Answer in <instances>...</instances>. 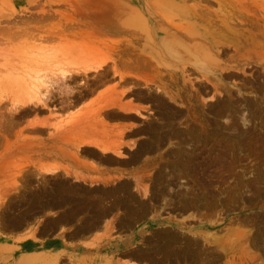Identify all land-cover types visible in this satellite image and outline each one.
<instances>
[{"label": "rangeland", "instance_id": "rangeland-1", "mask_svg": "<svg viewBox=\"0 0 264 264\" xmlns=\"http://www.w3.org/2000/svg\"><path fill=\"white\" fill-rule=\"evenodd\" d=\"M242 1L226 29L213 0H126L217 42L144 58L125 16L99 35L107 3L0 0V264H264V15Z\"/></svg>", "mask_w": 264, "mask_h": 264}, {"label": "bare ground", "instance_id": "bare-ground-1", "mask_svg": "<svg viewBox=\"0 0 264 264\" xmlns=\"http://www.w3.org/2000/svg\"><path fill=\"white\" fill-rule=\"evenodd\" d=\"M57 2H65L67 0H56ZM77 1V5L75 7H77L78 9H95L98 8L99 10H104L105 7V3H107L106 5L108 6V10L105 7V10L107 12H100V22L103 26V28H101V30L99 31V35L102 37L107 36L109 33H117L121 31L123 32L124 30H118V28L116 27V23L114 24V21H112V17H109V13H112L115 18L116 16H125L124 18H126L127 20H132L133 22V28H142L144 27V30H146L148 33L147 35L145 34L144 37V41L148 42L149 45V49H150V56L149 57H144V58H183V56L180 54V52L177 50V46L180 47H184L186 49H188L187 51L190 52L191 49H194L196 54L194 56H199V55H206L207 53H209L211 51V48L215 46V43H210V38L213 37V34L211 31H202L199 29H189L186 30L184 33V37H186L187 39L190 38H203L204 41H207L208 45H203L200 46L196 43H191V41H186V40H180V38L176 39L177 36V29H178V24L179 23H175L174 20L170 19L164 20V25H159V24H155L153 26H148V21H146L145 19H143L141 13H139V11H137V9H135L132 6H129L128 8H125V2L126 0H118V1H114V0H97V1H93L92 0H81L80 3ZM217 5H218V10L213 12L214 16L213 19L211 20V24L212 26L215 23H219L222 27L229 29V25L231 23H235L236 26L239 25H245L248 24L251 20L248 19H243L242 15V8L243 5H245V3L242 0H213ZM55 2V3H57ZM254 6L263 13L264 15V0H257L255 2H253ZM71 7L72 4L70 5ZM144 6L151 11L154 8V4L153 3H144ZM166 10L172 11L175 13V15L179 18V22H182L184 20H195L197 16H199L196 13V9L195 7H188L186 5L183 4H170L167 5V7L165 8L164 12H167ZM142 12V11H141ZM162 13V14H163ZM151 15H153V17H158V16H162L161 13L158 14V12H151ZM198 18V17H197ZM124 21V19L122 20V22ZM255 22L258 21V23L260 24L259 26L264 27V16L262 18H258L256 20H254ZM258 27V26H257ZM260 28V27H258ZM160 31V32H159ZM160 33L163 34L162 37H160ZM235 36H238L237 34H235ZM171 38L170 41H168V39ZM174 39V40H172ZM128 43H130V41H128ZM146 44V43H145ZM128 51V48L126 50H124V53ZM106 63V60H103L102 62H99L96 66H92L90 68L92 69H101L103 67V65ZM69 73L67 72V75L65 73H61V77L62 78H67V76ZM49 77V76H47ZM45 76L42 78L45 81ZM50 78V77H49ZM73 79V78H72ZM41 80V78L39 79V81ZM38 81V86H35L38 88L40 85L44 86L43 88L45 90H48L49 88H52V83L48 82L46 79V83L44 81ZM43 82V83H42ZM41 83V84H40ZM37 84V83H36ZM40 84V85H39ZM40 86V87H41ZM30 88L28 90L33 91V89L35 90V92L32 93H40L39 92V88ZM27 90V93H28ZM37 90V91H36ZM31 92V91H30ZM27 93H25V97L27 98L28 95ZM34 95V94H33ZM31 95V98L28 97L26 100H24V96L22 95L23 99L21 98L17 104H21V105H26V104H34L35 106L37 105H42L43 107L47 106L46 103L44 101H42L41 96L37 95L35 97V95L33 96ZM111 104L109 102H107L106 104H104L103 107H108ZM123 107V106H122Z\"/></svg>", "mask_w": 264, "mask_h": 264}]
</instances>
